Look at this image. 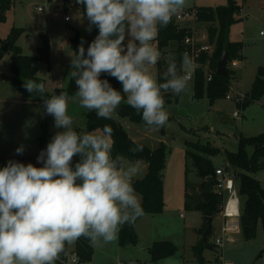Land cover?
Instances as JSON below:
<instances>
[{"label":"clouds","instance_id":"1","mask_svg":"<svg viewBox=\"0 0 264 264\" xmlns=\"http://www.w3.org/2000/svg\"><path fill=\"white\" fill-rule=\"evenodd\" d=\"M98 29L94 40L70 60L69 77L76 85L79 106L98 119L109 120L122 101L141 114L144 123L165 126L169 113L164 93L179 95L188 87L192 63L183 54L178 66L169 58L163 82L152 74L161 52L159 30L183 10L186 0H76ZM102 74L114 78L113 87ZM23 87L43 100L44 113L58 129L37 156L41 167L9 160L0 169V264H55L66 244L81 237L109 243L125 224L143 216L134 178L141 161L123 162L113 155L114 129L108 125L77 131L68 114L69 96L61 91L45 99V83L28 79ZM24 146L15 151L21 155ZM143 145L129 149L141 152ZM78 158V159H74Z\"/></svg>","mask_w":264,"mask_h":264},{"label":"rangeland","instance_id":"2","mask_svg":"<svg viewBox=\"0 0 264 264\" xmlns=\"http://www.w3.org/2000/svg\"><path fill=\"white\" fill-rule=\"evenodd\" d=\"M70 2L69 9L65 10L64 0H15L13 7L6 12V20L0 21L2 40L9 36L13 28L24 29L17 44L26 55H37L38 48L43 44V36L49 38L50 64L39 61L38 76L45 79L46 89L57 95L62 91L59 88L64 89L69 84L70 60L77 51L72 41L75 31H80L83 40L89 33L85 30L88 20L83 6L77 4L76 0ZM235 2L243 9L238 14L239 21L231 28L230 39L242 41L245 46V60L234 68L240 77L235 88L250 91L258 67L264 66V34H261V31L264 32V0ZM228 3L229 0H186L183 10L228 6ZM66 16H69L70 21H65ZM193 29L200 36L208 32V24L194 23ZM11 62L12 53H6L0 59V74L11 75ZM151 71L157 79V65ZM195 71L192 66L188 68V72L192 74L188 87L178 99L165 103L169 119L164 132L161 128L134 123L113 114L133 139H139L150 148L165 144L168 152L164 170L165 207L160 214H144L139 218L135 225L139 239L136 245L122 246L118 237L109 243L97 242L90 264H200L195 247L202 238L199 231L205 220L201 212L185 208V194L187 181L201 180L196 176V169L186 155V143H209L219 148L220 153L213 157V161L218 169L229 172L234 178L235 171L228 163L226 153L238 150L241 136L250 137L264 132V96L245 109H239L226 98L218 100L212 106L207 96L202 99H195L193 96ZM236 110H241L240 117L234 116ZM87 113L86 109L79 106L76 96H69L68 114L73 117L74 127L78 132L87 130ZM45 125L50 141L59 130L54 127V118L44 113L43 100L25 99L11 81H0V169L9 160L32 163V157L35 158L41 152L39 138L44 134ZM21 145L25 150L18 155L15 150ZM128 161L123 159L124 163ZM146 173L147 166L145 162H141V174L136 178H144ZM253 176L264 186V170ZM235 185L238 189V185ZM242 206L243 202L240 201V212ZM238 219L239 217L236 220ZM224 221L221 214L213 220L210 243L214 247L204 249V264H264L262 222H259L254 238L246 240L241 233H234L226 238L228 241L224 238L223 245L219 246L216 240L224 237ZM160 240L173 242L177 246V252L171 257L153 261L150 247ZM70 246H74V243Z\"/></svg>","mask_w":264,"mask_h":264},{"label":"trees","instance_id":"3","mask_svg":"<svg viewBox=\"0 0 264 264\" xmlns=\"http://www.w3.org/2000/svg\"><path fill=\"white\" fill-rule=\"evenodd\" d=\"M70 3V0H64L65 10ZM14 4L15 0H0V21L6 20V12ZM241 10L242 6L237 4L233 6L195 7L197 22L199 24H208L207 33L210 44L214 45V49L211 54L204 53L199 59L201 63L208 64L212 79L207 82L204 68L196 69L194 74L193 96L195 99H202L207 96L212 106L218 100L225 99L235 79V71L230 68H228L227 76H221L217 73L218 62L223 53H228L229 62L243 60L245 58L243 53L245 49L244 43L230 39L231 28L239 21L238 14ZM23 33V28H13L5 40L0 38V59L6 53H12L11 75L1 73L0 81H11L25 99L40 98L36 93H28L23 87V84L28 79L45 83V79L38 76L37 63L44 61L50 64V41L44 35L43 44L38 48V54L34 56L26 55L23 53L21 46L17 44V40ZM97 34L98 29L93 26L92 31L85 36V49H87ZM190 34L191 29L188 26H180L177 24L174 17L167 27L159 30L158 37L155 41V46L161 52V59L157 63L158 82H163L169 58L175 57L178 66L180 65L183 54L185 53L183 41ZM80 35V31L76 30L75 36L72 38L73 47L76 50H78V46L81 43ZM6 43L8 44L7 50L3 51L2 47ZM101 79H108L113 87L117 89L121 87L114 78L107 76V74H102ZM58 90L67 92L69 96L75 97L76 85L74 80L70 77L68 86L64 89L59 88ZM180 94L174 95L171 92L164 93L165 103L170 102L172 99H178ZM53 95L56 94L46 89L44 98L47 99ZM263 96L264 66H259L251 90L246 93V98L242 106L243 109L252 102L261 100ZM115 113L122 118L129 119L131 122L138 124L144 123L141 114H138L135 109L123 101ZM85 118L86 129L88 131L100 129L105 124L110 125L114 129L113 155L119 154L122 159L125 158L129 161L138 159L148 165V170L144 178H134V187L136 192L141 195L144 214L162 213L165 207L164 170L166 168L168 154L165 144L161 143L156 148H150L142 141L134 140L124 128V125L113 116L109 120L98 119L95 112H88ZM160 128L162 132L165 131V126ZM49 138L50 134H48L47 125H45L44 134L39 138L41 150L46 148ZM136 145H143V150L133 154L129 149ZM186 146V155L191 159L196 169V176L201 181L186 182L185 208L201 212L204 220L207 217H212L214 220L216 216L220 215L224 204V196L215 189L216 171L218 168L213 161V157L220 153V149L213 147L209 143L202 144L201 142L195 143L188 141ZM37 156L35 158L32 157V164L41 167V164L35 162ZM226 157L228 163L234 168V181L238 185L240 201L243 202L239 217L240 232L246 240H250L255 237L260 221L264 227V186L260 180L253 176V174L264 170V132L250 137L241 136L239 138L238 150L236 152L227 151ZM209 177H211V181L208 180ZM139 218L134 224H125L121 227L118 233V242L120 245H136L138 243L139 239L135 231V225ZM205 229L204 221L199 234L203 235ZM210 237L211 235L206 241H203L201 238L195 247L200 264H204V249L214 247L210 243ZM176 252L177 246L168 240L156 241L150 247L151 259L153 261L171 257ZM66 253H75L79 257L80 262L90 263L95 253L94 245L88 239L81 237L75 242L74 250H69L68 244L65 245L64 251L60 254ZM55 264L60 263L56 261Z\"/></svg>","mask_w":264,"mask_h":264},{"label":"built area","instance_id":"4","mask_svg":"<svg viewBox=\"0 0 264 264\" xmlns=\"http://www.w3.org/2000/svg\"><path fill=\"white\" fill-rule=\"evenodd\" d=\"M41 10V8H40ZM175 22L180 26H188L191 29V34L188 35L184 41L185 53H188L190 56L192 63L190 66L195 69L204 68L206 81H210L212 79L211 70L209 69L208 64H203L199 61L204 53L211 54L214 49V45L210 44L208 33H203L200 36L197 35V32L193 29L194 23H197V15L195 9L193 10H182L177 15L174 16ZM65 21H70L69 16L65 17ZM261 34H264L262 31ZM161 58V57H160ZM237 65V60H233L228 63V67H235ZM189 66V67H190ZM188 67V68H189ZM188 68L186 73L192 79L191 72H188ZM230 90L226 94V99L232 101L239 109H243V103L246 98V93L242 90ZM235 117L241 116V110H236L234 112ZM217 178H216V191L224 196V204L221 209V216L225 220V226L223 228L224 235L230 232H236L239 230L240 224L239 221L236 220L240 217V197L238 194V189L236 187V183L232 175L224 171L223 169H217ZM236 210V211H233ZM234 214L235 216H232ZM183 216L184 213H181ZM216 244L221 246L223 245V238H218L216 240ZM60 264H89L80 262L79 257L75 253H66L60 254L57 260Z\"/></svg>","mask_w":264,"mask_h":264},{"label":"water","instance_id":"5","mask_svg":"<svg viewBox=\"0 0 264 264\" xmlns=\"http://www.w3.org/2000/svg\"><path fill=\"white\" fill-rule=\"evenodd\" d=\"M236 2L235 0H229L228 6H233L235 5ZM8 47V44H4L2 49L3 51H6ZM228 53L224 52L220 61L218 62V68H217V73L221 76H227L228 75ZM209 181H211V177L208 178ZM212 227H213V218L212 217H207L205 219V231L202 235V240L206 241L208 237L211 235L212 232Z\"/></svg>","mask_w":264,"mask_h":264},{"label":"crops","instance_id":"6","mask_svg":"<svg viewBox=\"0 0 264 264\" xmlns=\"http://www.w3.org/2000/svg\"><path fill=\"white\" fill-rule=\"evenodd\" d=\"M69 9V6L67 7V9L66 10H68ZM243 9V8H242ZM262 32V31H261ZM232 41H234V40H232ZM243 53H245V49H244V52ZM244 57H245V55H244ZM244 60H245V58L243 59V60H237V65H239V63L241 62V61H243L244 62ZM236 65V66H237ZM228 68H230L231 70H233V71H235V67H228ZM235 79L233 80V82H232V87L234 88V89H240L239 87L238 88H235V86L236 85H238L239 84V82H240V77L237 75V73H236V71H235ZM242 91H244V90H242ZM244 92H249V91H244ZM134 140H139V139H134ZM36 162H37V160H36ZM37 164H39L38 162H37ZM146 164V163H145ZM146 166H147V170H148V165L146 164ZM145 167V166H144ZM140 195V194H139ZM140 197V199H141V195L139 196ZM144 216V215H143ZM142 216V217H143ZM223 218V217H222ZM224 219V218H223ZM238 221H239V219H238ZM224 226H225V221H224V224H223V228H224ZM234 233H241L240 232V227H239V231H236V232H230V233H227L226 235H224V237H223V240H224V238H225V240H227L228 241V239H226L230 234H234ZM76 242V241H75ZM75 242H74V246H70V244H68V248H69V250H74V248H75ZM99 242H102V240L101 241H99ZM99 242H98V244H99ZM93 245H94V251L96 252V243H93ZM117 250H119V249H117ZM94 255H95V253H94ZM94 258V257H93ZM91 263V262H90ZM89 263V264H90ZM226 264H232V263H226Z\"/></svg>","mask_w":264,"mask_h":264},{"label":"bare ground","instance_id":"7","mask_svg":"<svg viewBox=\"0 0 264 264\" xmlns=\"http://www.w3.org/2000/svg\"><path fill=\"white\" fill-rule=\"evenodd\" d=\"M233 211H236V210L233 209ZM231 215H232V216H235L234 214H231Z\"/></svg>","mask_w":264,"mask_h":264}]
</instances>
